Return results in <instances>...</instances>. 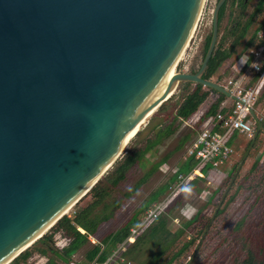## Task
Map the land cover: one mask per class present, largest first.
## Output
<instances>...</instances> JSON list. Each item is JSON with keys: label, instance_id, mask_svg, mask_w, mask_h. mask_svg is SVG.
<instances>
[{"label": "water", "instance_id": "water-1", "mask_svg": "<svg viewBox=\"0 0 264 264\" xmlns=\"http://www.w3.org/2000/svg\"><path fill=\"white\" fill-rule=\"evenodd\" d=\"M226 1L216 2L191 74L174 68L203 0H0V264L88 194L178 84L236 101L202 79ZM261 131L258 123L215 214Z\"/></svg>", "mask_w": 264, "mask_h": 264}, {"label": "trees", "instance_id": "trees-1", "mask_svg": "<svg viewBox=\"0 0 264 264\" xmlns=\"http://www.w3.org/2000/svg\"><path fill=\"white\" fill-rule=\"evenodd\" d=\"M249 1L250 0H227L220 8L218 13L219 29L228 3L230 4L231 10L235 7L238 8L239 16L232 18L230 12L231 21L229 27L221 34L220 30H218L217 42L202 76L203 80H211L225 62L239 59L252 47L253 50L257 49L256 33L260 30H264V17L257 28L252 31L251 29L255 19L264 11V0H259L249 16L242 22V15ZM209 42L210 35L204 40L201 62L208 49ZM247 66L248 64H246L244 70ZM195 72L190 71L191 74ZM258 78L259 76H257L254 81L258 80ZM216 83H218V81ZM181 85L183 96L174 110V113L166 115L161 125L138 131L134 136L135 140L132 141L129 150L114 162L111 170L107 172L88 194L75 205L73 214L61 218L44 236L15 258L12 264H25L34 255L45 258V264H63L55 256L56 253L66 259L68 264H77L73 261V256L84 247L88 248L83 255L82 262L78 264H106L119 247H121V249L117 257H120L118 259H116V257L115 262L112 264H176V261L194 245L196 240L190 238L167 256L176 243L183 238L187 229L199 219L200 212L196 211L189 220L181 222L176 230L171 231L169 229V213L174 206L180 204V199L183 194H185L184 192H180L148 226L147 224L150 221L141 225L143 218L146 216L145 211L148 206L154 204L161 195L167 192L176 180L175 176L170 177L165 185L159 187L150 194L149 199L143 203L136 212L132 213L117 230L94 244L90 242V238L96 237L101 226L109 222L113 218L114 211L120 207L119 203L112 206L106 203L110 191L117 189L121 184L126 182L133 171L144 170L146 165L151 163L149 158L153 157L163 140L177 133L183 122H186L197 112L198 108L210 94L217 95V99L210 105L203 117L199 119L196 124L197 126L208 117L215 116L220 104L225 100L223 95L200 85H193L190 83H182ZM188 138H190V135H185L179 146L184 144ZM249 144L250 141L247 143L245 149H247ZM169 156L170 153L164 155L158 161L151 163L150 168L143 173L142 177L134 184L130 192L125 194V198L128 199L133 196L159 167L167 161ZM196 166L197 161L193 158H188L178 166L177 173L186 176L191 173ZM209 168L210 167L205 166L202 173H206ZM202 180V178L197 177L191 181L190 184L194 185ZM217 190L214 191L213 196L216 195ZM202 191L203 190L197 188V192ZM86 198H89V202L81 206L80 204ZM207 205L208 203H205L204 207H207ZM221 214L222 209L217 211L215 216L218 217ZM261 224L263 223L261 222ZM139 226L140 228L135 234L133 241L128 242L127 240L131 236V231L137 229ZM145 226L147 227L140 234ZM239 226L240 224L237 223L234 230ZM56 236L66 240L65 246L62 248L56 247ZM136 237L137 239L135 240ZM242 246L245 247L242 258L239 259L234 255L230 264H264V258L258 256L259 251L254 252L251 248L252 245L247 246L243 242ZM109 263L110 262L107 264Z\"/></svg>", "mask_w": 264, "mask_h": 264}, {"label": "rangeland", "instance_id": "rangeland-1", "mask_svg": "<svg viewBox=\"0 0 264 264\" xmlns=\"http://www.w3.org/2000/svg\"><path fill=\"white\" fill-rule=\"evenodd\" d=\"M258 1L259 0L249 1L244 14L242 15V22L249 16ZM216 2L217 0H203L197 23L179 61L174 68V73H190V71L195 72L198 70L201 63V53L204 40L211 33L212 12L215 8ZM230 12L232 14V18L239 16L238 8L235 7L231 10L230 4L228 3L224 18L220 24V34L223 31H226L230 25ZM263 17L264 11L255 19L251 31L257 28ZM252 50L253 47L245 52L243 56H248ZM260 77L261 76H259V79ZM211 81L216 82L215 80ZM258 82H256V85ZM263 82L264 77L260 81L258 88ZM182 96L183 90L180 83L171 93L169 99L144 120L143 124L139 128V131H142L145 128L150 129L161 125L166 115L174 113V110L180 103ZM256 108H259L264 114V85L260 89ZM189 120H194L193 116L186 121L188 122L187 125L183 124L177 133L163 140L162 144L158 146L153 157L149 158L151 163L158 161L161 157L170 153V156L168 157L169 159H167L165 163L171 169L178 168V166L184 161V154L189 146V142L187 141L191 140L188 138L184 144L179 146L182 138L185 135L191 136V134H194L195 131L196 133L199 131V126L196 124L194 126L193 122H189ZM193 127L194 129H192ZM134 140L135 137L131 138V140L123 148L122 155L129 150V147ZM250 140L251 139H248L243 135L242 137L233 138L231 141L233 150L235 152H239L236 155H233L234 164H232L229 173L221 177L223 179V184L217 190L216 195L212 197V202L208 204L207 207H204L205 202L210 195L209 193L214 192L213 188H215L217 183L214 184V182L211 181L210 184H207V180H202L193 185V195L189 196L187 193L183 194L180 199V204L174 206V208L170 211L169 229L171 231L176 230L181 222L189 220V218L193 217L196 211L200 212L199 219L189 229H187L183 238L176 243L167 255L169 256L188 239H195L196 242L194 245L178 261H176V264H230L234 255H236L239 259L242 258L245 248L242 246L243 242L247 246L252 245L251 248L254 252L259 251L258 256L264 258V159L261 161L257 160L255 162L257 158L256 155L262 147V142H254L252 149L250 150L246 160L241 166L218 209V211L222 209V214L218 217L215 216V211L220 204L223 194L230 184L232 176L244 155L246 150L245 147ZM240 145L241 149L238 150ZM151 163L147 164L144 170L133 171L129 175L126 182L121 184L117 189L110 191L109 197L106 199V203L110 206L119 203L120 207L114 211L113 218L101 226V234L98 235L99 238L117 230L131 216L132 213L136 212L139 207L149 199L150 194H152L159 187L165 185L172 176V173L169 170L164 173L158 169L133 196L126 199L125 194L130 192L134 184L142 177L143 173L150 168ZM221 169L226 171L228 168ZM219 178L220 177H218V179ZM197 188L203 191L197 192ZM170 193V189H168L167 192L161 195L154 204L148 206L145 212H148V210L153 209V207L157 205H162V209L168 202L170 203V201L174 198ZM178 194L179 193H177V195ZM88 202L89 198H86L80 205L84 206ZM74 209L75 206L72 207L69 213L65 216L73 214ZM193 209H195L194 213L192 211ZM174 220H177L178 222L176 223ZM261 222L263 224H261ZM237 223H239L240 226L234 230ZM64 242L65 241L59 236L55 237V245L57 248H62L64 246ZM87 248L88 247H84L80 250L77 257L73 258V261H82ZM45 262V258L34 255L25 264H45ZM10 264H12V262Z\"/></svg>", "mask_w": 264, "mask_h": 264}, {"label": "built area", "instance_id": "built-area-1", "mask_svg": "<svg viewBox=\"0 0 264 264\" xmlns=\"http://www.w3.org/2000/svg\"><path fill=\"white\" fill-rule=\"evenodd\" d=\"M256 45H258L257 49L253 50L250 55L244 57L241 66L237 70L238 74L244 72L246 64H248L246 69L252 71L254 74L258 76L264 74V30H260L256 33ZM220 85L234 96L236 101L231 110L227 113L223 114L222 112H218L215 116L208 118L207 124L209 122L217 124L219 128L222 129L221 135L213 134L210 129L205 126L187 147L184 160L193 158L197 161V166L195 168H199L198 174L194 177L190 176L191 173L185 176L178 174L177 169H171L166 164H162L159 167L162 172L165 173L169 170L172 173L171 175L176 177V180L169 188L170 194L174 198L177 193L182 192L181 189L185 185V182L190 183L197 177L207 180V184L216 180L215 178L220 175V165L228 163L234 155V150L229 145V139L233 134L244 135L248 139H251L258 123L262 125V130L264 132V119H252V112L258 101L261 86L258 89L256 88L257 85L246 87L243 82V77L240 76L237 78L231 77L225 79ZM207 165L210 166V169L206 173H202L203 168ZM168 204L169 202L158 212H156V209L160 205L154 206L153 209L148 210L146 216L143 218L142 224L147 218L151 217L150 222L147 224L148 226ZM174 221L176 223L178 222L177 220ZM147 226H145L140 233H142ZM133 231L134 230H132L131 233H133ZM64 241L65 246L66 240Z\"/></svg>", "mask_w": 264, "mask_h": 264}, {"label": "crops", "instance_id": "crops-1", "mask_svg": "<svg viewBox=\"0 0 264 264\" xmlns=\"http://www.w3.org/2000/svg\"><path fill=\"white\" fill-rule=\"evenodd\" d=\"M244 57L245 56H241L239 59H237V60H230V61H227V62H225L221 67H220V69L218 70V72H217V74L211 79V80H215L216 82L218 81V83L220 84V83H222L225 79H228V78H231V77H233V78H237V77H243V82H244V84H245V86L246 87H252V86H254V85H256V82H258L260 79H261V77H260V79L258 78V80H256V81H254L255 80V78L258 76V75H256V74H254L252 71H250V70H248V69H246V70H244V72L242 73V74H238V72H237V70H238V68L241 66V64H242V61L244 60ZM263 85H264V82L262 83V85H261V88L263 87ZM217 99V95H213V94H210L209 95V97L204 101V103L198 108V110H197V112L193 115V119L194 120H189V122H193V124H194V126H195V124H197L198 123V121H199V119L200 118H202L203 117V115L208 111V109H209V107H210V105L212 104V103H214V101ZM234 102L235 101H233L232 99H229V98H225V100L224 101H222V103L220 104V107H219V109H218V111H217V113L218 112H222L223 114H225V113H227L228 111H230L231 110V108H232V106L234 105ZM208 118H210V117H208ZM208 118L206 119V120H204L200 125H199V127H198V129H199V131L196 133V131H195V133L194 134H191V136H190V139L191 140H189V141H187V142H189V145H190V143L194 140V138L197 136V134L205 127V126H207L209 129H210V131L213 133V134H217V135H221L222 134V129L221 128H219V126L217 125V124H215V123H211V122H209L208 124H207V122H208ZM259 118H263L264 119V114L261 112V110L259 109V108H256V105H255V107H254V109H253V112H252V119L253 120H257V119H259ZM187 123L188 122H183V124L184 125H187ZM183 124H182V126H183ZM181 126V127H182ZM189 127V126H188ZM192 129H194V127L192 128ZM256 129H257V126H256ZM255 129V130H256ZM196 134V135H195ZM193 136V137H192ZM192 137V138H191ZM236 137H242V135H238V134H233L232 136H231V138L229 139V145L231 146V147H233L232 145H231V141L233 140V138H236ZM255 141H257V142H262L263 144H262V147L260 148V150L258 151V153H257V158H256V160H255V162L258 160V161H261V160H263L264 159V152H263V150H264V132L263 131H261L258 135H257V137H256V140ZM241 149V145H240V147H239V149L238 150H240ZM246 151V150H245ZM239 151H237V152H235L234 151V155H236L237 153H238ZM245 153V152H244ZM185 155V154H184ZM233 158L234 157H232L231 158V160L229 161V163H226V164H221L220 165V169H219V172H220V175L218 176V177H220L219 179H218V177H216L215 179L216 180H214V184L215 183H217V185L215 186V188H213L214 189V191H216L217 189H218V187L223 183L222 181H223V179L221 178L222 176H225V175H227L228 173H229V171L231 170V166H232V164H234V160H233ZM169 159V158H168ZM254 162V163H255ZM163 164H166V163H163ZM182 164V163H181ZM167 165V164H166ZM206 167H210L209 165H207ZM221 168H228L226 171H223ZM177 169V168H176ZM210 169V168H209ZM208 169V170H209ZM207 170V171H208ZM206 171V172H207ZM203 180H205V179H203ZM219 180V181H218ZM214 193V192H213ZM213 193H209L210 195L208 196V198H207V200H206V202L205 203H208V204H210L211 202H212V197H214L213 196ZM114 232V231H113ZM113 232H111V233H113ZM111 233H109V234H111ZM101 233H100V230L98 231V233H97V235H96V237L95 238H90V242L92 243V244H94L95 242H98V241H100V240H102L104 237H106L107 235H109V234H107V235H105V236H103L102 238H99L98 237V235H100ZM141 234V233H140ZM139 234V235H140ZM131 235H132V233H131ZM138 235V236H139ZM137 236V237H138ZM137 237L135 238V240L137 239ZM134 240V241H135ZM134 243V242H133ZM132 243V244H133ZM132 244H130V245H132ZM129 245V246H130ZM127 248V247H126ZM125 248V249H126ZM83 249V248H82ZM81 249V250H82ZM121 249V248H120ZM120 251V250H119ZM80 252V251H79ZM78 252V253H79ZM78 253L77 254H75L74 256H73V258L74 257H77V255H78ZM118 253V249H117V251L110 257V259L108 260V262H110L109 264H112L113 262H115V260L116 259H118L119 257H117V256H115L116 254ZM121 255V254H120ZM115 256V257H114ZM117 257V258H116ZM116 258V259H115ZM75 262V261H74ZM82 261H78V262H75V263H81ZM107 262V263H108ZM106 263V264H107Z\"/></svg>", "mask_w": 264, "mask_h": 264}, {"label": "bare ground", "instance_id": "bare-ground-1", "mask_svg": "<svg viewBox=\"0 0 264 264\" xmlns=\"http://www.w3.org/2000/svg\"><path fill=\"white\" fill-rule=\"evenodd\" d=\"M172 74H173V73H172V71H171V76H172ZM263 77H264V74L261 76V79L259 80V82H258V84H257V86H256L257 89H258L259 83H260V81L263 79ZM145 123H146V122H145ZM131 138H132V137H131ZM131 138H130L129 140H131ZM198 171H199V168H195V169H193V170L191 171L190 176H191V177L196 176V175L198 174ZM161 206H162V205H160V206L156 209V212H158V211L161 210ZM69 210H70V209H69ZM69 210H68L65 214L69 213ZM150 220H151V217L147 218V219L145 220V222H144L142 225H144L145 223L149 222ZM139 228H140V227H139ZM139 228L133 231L132 235H131V236L128 238V240H127L128 242H132V241H133V238H134L135 234L137 233V231L139 230ZM120 248H121V247L118 248V252H119ZM117 254H118V253H117ZM117 254H116L115 256H117ZM115 256H114V257H115Z\"/></svg>", "mask_w": 264, "mask_h": 264}, {"label": "clouds", "instance_id": "clouds-1", "mask_svg": "<svg viewBox=\"0 0 264 264\" xmlns=\"http://www.w3.org/2000/svg\"><path fill=\"white\" fill-rule=\"evenodd\" d=\"M181 191L187 193L190 196L194 194V187L190 183L185 182V185L182 187ZM192 211L194 213L195 209H193Z\"/></svg>", "mask_w": 264, "mask_h": 264}]
</instances>
